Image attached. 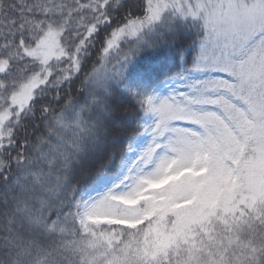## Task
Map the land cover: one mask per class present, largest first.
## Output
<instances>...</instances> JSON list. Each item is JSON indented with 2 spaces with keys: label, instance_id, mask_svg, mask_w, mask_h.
<instances>
[{
  "label": "snow or ice",
  "instance_id": "1",
  "mask_svg": "<svg viewBox=\"0 0 264 264\" xmlns=\"http://www.w3.org/2000/svg\"><path fill=\"white\" fill-rule=\"evenodd\" d=\"M0 264H264V0H0Z\"/></svg>",
  "mask_w": 264,
  "mask_h": 264
},
{
  "label": "trees",
  "instance_id": "2",
  "mask_svg": "<svg viewBox=\"0 0 264 264\" xmlns=\"http://www.w3.org/2000/svg\"><path fill=\"white\" fill-rule=\"evenodd\" d=\"M196 55V52L194 51V50H189V52L188 53H185L184 54V60H186L187 61V64L186 65H184V67H176L175 69H174V71L175 72H182V71H184L185 70V67H191V65H192V60H193V57ZM182 63V62H181Z\"/></svg>",
  "mask_w": 264,
  "mask_h": 264
}]
</instances>
